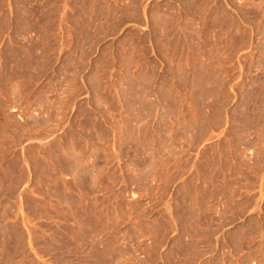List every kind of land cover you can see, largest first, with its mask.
Returning <instances> with one entry per match:
<instances>
[{
    "label": "rangeland",
    "instance_id": "obj_1",
    "mask_svg": "<svg viewBox=\"0 0 264 264\" xmlns=\"http://www.w3.org/2000/svg\"><path fill=\"white\" fill-rule=\"evenodd\" d=\"M0 264H264V0H0Z\"/></svg>",
    "mask_w": 264,
    "mask_h": 264
}]
</instances>
